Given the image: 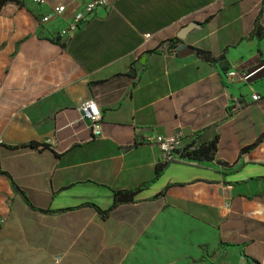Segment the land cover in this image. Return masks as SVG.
Instances as JSON below:
<instances>
[{
    "label": "crops",
    "instance_id": "crops-1",
    "mask_svg": "<svg viewBox=\"0 0 264 264\" xmlns=\"http://www.w3.org/2000/svg\"><path fill=\"white\" fill-rule=\"evenodd\" d=\"M86 1L0 15V264H264V0H109L62 35ZM156 136L216 150L154 178Z\"/></svg>",
    "mask_w": 264,
    "mask_h": 264
},
{
    "label": "built area",
    "instance_id": "built-area-1",
    "mask_svg": "<svg viewBox=\"0 0 264 264\" xmlns=\"http://www.w3.org/2000/svg\"><path fill=\"white\" fill-rule=\"evenodd\" d=\"M36 4H43L44 0H32ZM109 0H88L85 3L83 10L75 15L73 19L70 21L68 26L61 30L62 35H73L80 27L86 25L94 15V11L99 8H106L109 6ZM65 9V5H59L54 7L51 13L41 16L40 21L42 23L47 22L53 17L60 15ZM145 37H149L150 34H145ZM252 100H257V95H252ZM80 119L88 120L90 122L89 128L91 129L93 134H98L100 130L99 122L101 120V112L99 107L97 106L94 98H89L82 101L77 107ZM146 142L157 144L161 150L160 161H172L175 159L174 157L180 154V151L183 147L181 142V138L179 136L170 137V138H162L160 136H156L154 138H146ZM234 264H254L253 262L247 260L244 257H240V259Z\"/></svg>",
    "mask_w": 264,
    "mask_h": 264
},
{
    "label": "trees",
    "instance_id": "trees-1",
    "mask_svg": "<svg viewBox=\"0 0 264 264\" xmlns=\"http://www.w3.org/2000/svg\"><path fill=\"white\" fill-rule=\"evenodd\" d=\"M23 6H24L23 0H0V15L6 13V11L9 7L21 8ZM258 35H259V37H262V36H264V32H262L261 34L258 33ZM173 40L176 42L180 41V39H178L177 37H175ZM155 50L156 49H154L153 51H155ZM196 53L201 59H203L205 61L215 60V57L209 51L197 49ZM216 144H217V138L216 137H214L209 142L202 143L200 145H194V142H188V143L183 145V147L180 151V154L182 157H186L190 160H197V161L207 160V159L211 158L214 151L216 150ZM29 146L35 148L38 145L36 143H30ZM167 164H168V162H166V161H159L156 164L154 178H157L158 176H160L162 174V172L164 171ZM154 178L138 185L137 187H135L131 190L113 191V201H114L113 205L116 206L121 199H124L126 197L132 198V196L136 192L142 190L143 188H146L150 184V182L154 180ZM166 188H164L157 196L161 197L162 195H164ZM249 197H252V196H249ZM200 246H201V248L204 247L202 244Z\"/></svg>",
    "mask_w": 264,
    "mask_h": 264
},
{
    "label": "water",
    "instance_id": "water-1",
    "mask_svg": "<svg viewBox=\"0 0 264 264\" xmlns=\"http://www.w3.org/2000/svg\"><path fill=\"white\" fill-rule=\"evenodd\" d=\"M198 24L195 23V22H189L187 25L183 26L177 33V38L178 39H181L183 40L185 37H186V34L188 32H190L191 30H193V28L197 27ZM194 52V49L192 47H189V46H186V47H183L181 48L179 51H178V55L180 57H185L191 53Z\"/></svg>",
    "mask_w": 264,
    "mask_h": 264
}]
</instances>
